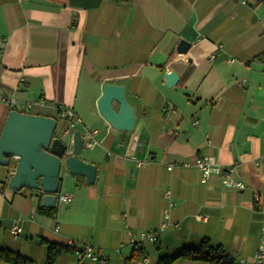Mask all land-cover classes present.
I'll list each match as a JSON object with an SVG mask.
<instances>
[{"label":"crops","instance_id":"1","mask_svg":"<svg viewBox=\"0 0 264 264\" xmlns=\"http://www.w3.org/2000/svg\"><path fill=\"white\" fill-rule=\"evenodd\" d=\"M182 40L185 54L176 50ZM261 54L262 0H0V134L12 110L57 121L63 109L96 143L78 156L96 167L94 183L67 176L59 195L70 199L52 214L40 193L7 187L14 164L0 166V250L45 264L49 245L72 241L54 264H99L77 259L85 240L106 264H126L135 249L128 233L149 232L157 234L141 248L149 264L204 239L236 264L252 261L264 228ZM164 73L176 84L166 87ZM102 84L124 88L132 131L112 129L99 114ZM203 157L232 168L246 189L224 188L217 176L202 184L195 161ZM165 190L174 205L161 232Z\"/></svg>","mask_w":264,"mask_h":264},{"label":"water","instance_id":"2","mask_svg":"<svg viewBox=\"0 0 264 264\" xmlns=\"http://www.w3.org/2000/svg\"><path fill=\"white\" fill-rule=\"evenodd\" d=\"M190 48L186 41L179 42L177 52L185 54ZM165 86L176 84L177 78L164 73ZM102 94L96 107L104 121L114 130L130 132L136 118L127 103L121 86L102 84ZM117 104V111L113 105ZM54 118L10 111L0 134V166L9 167L13 158L15 167L7 179V187L19 192L22 189L36 191L41 195L40 207L53 210L61 184L67 176L82 177L92 185L96 167L83 162L78 156L83 151L84 139L76 130L71 138V153L66 155L67 145L62 136L56 135Z\"/></svg>","mask_w":264,"mask_h":264},{"label":"built area","instance_id":"3","mask_svg":"<svg viewBox=\"0 0 264 264\" xmlns=\"http://www.w3.org/2000/svg\"><path fill=\"white\" fill-rule=\"evenodd\" d=\"M264 1V0H262ZM220 48V47H218ZM3 102L7 105L10 109H14L16 107V102L13 99H10L6 96L2 97ZM37 101L32 103H25L24 109L25 111H29L33 106L38 105ZM61 117L65 120L64 127L58 133L59 136H62L64 143L67 145L66 155L71 153V138L73 132L76 130L78 126H80L79 119L75 116V114L70 110H63L59 109ZM197 121H193V125L197 126ZM93 132H87L82 134L84 139L83 149H92L96 143L93 141ZM15 159L11 161V164L15 163ZM15 165V164H14ZM145 162H138L139 167L145 166ZM195 166L200 172V182L205 184L212 176H217L220 178V182L224 188L227 189H234L237 191H243L246 189L245 185L239 181H237L233 177V169L230 167H221L214 159L211 157H203L198 158L195 161ZM171 167H168V170ZM163 199L166 201V207L161 211V223L159 225V231H163L166 226L167 222L170 217V212L173 207V203L171 201V196L168 190H165L162 194ZM70 199L69 196H61L58 195L57 202H67ZM176 227V225H174ZM10 232L13 236H16L20 233V228L12 224L10 228ZM128 241L129 243L134 246L136 249H141L142 246L146 243H156L157 242V234L156 233H140L136 236L128 233ZM259 244L257 246L256 251L253 254L252 261L247 262L243 259H239L237 262L238 264H264V228L261 229L260 232V239ZM74 243L72 241L68 242V247H72ZM80 251H76L75 255L79 261L82 260H91L96 261L99 264H106L107 259L102 256L98 251H94L93 247L85 240L79 242ZM67 247V248H68ZM142 264H149L146 257H143Z\"/></svg>","mask_w":264,"mask_h":264},{"label":"trees","instance_id":"4","mask_svg":"<svg viewBox=\"0 0 264 264\" xmlns=\"http://www.w3.org/2000/svg\"><path fill=\"white\" fill-rule=\"evenodd\" d=\"M255 60L264 63V54L257 56ZM4 93L8 94L6 91H4ZM50 212L51 214L54 213V209ZM64 250H67V248H58L53 245H49L47 248L45 264H54ZM142 258L141 249L135 248L130 258L126 260V264H141ZM176 259L201 261L208 264H236L234 259L223 248L213 245L207 239H204L197 249H186L176 257L162 259L159 264H172L176 261ZM0 263L30 264V261L10 251L0 250Z\"/></svg>","mask_w":264,"mask_h":264},{"label":"rangeland","instance_id":"5","mask_svg":"<svg viewBox=\"0 0 264 264\" xmlns=\"http://www.w3.org/2000/svg\"><path fill=\"white\" fill-rule=\"evenodd\" d=\"M36 112L35 110H32V113ZM64 120H60V119H57V129L55 131V134L58 135V133L60 132V130L64 127ZM77 130V129H76ZM89 151L88 150H83L82 153H88ZM15 164V163H13Z\"/></svg>","mask_w":264,"mask_h":264}]
</instances>
